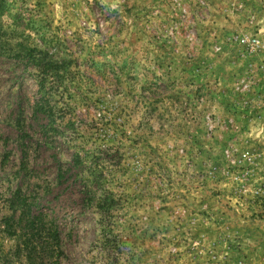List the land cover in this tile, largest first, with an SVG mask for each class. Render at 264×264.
I'll return each mask as SVG.
<instances>
[{"label": "rangeland", "instance_id": "rangeland-1", "mask_svg": "<svg viewBox=\"0 0 264 264\" xmlns=\"http://www.w3.org/2000/svg\"><path fill=\"white\" fill-rule=\"evenodd\" d=\"M54 228L58 264H264V0H0V264Z\"/></svg>", "mask_w": 264, "mask_h": 264}, {"label": "trees", "instance_id": "trees-1", "mask_svg": "<svg viewBox=\"0 0 264 264\" xmlns=\"http://www.w3.org/2000/svg\"><path fill=\"white\" fill-rule=\"evenodd\" d=\"M35 66L37 67L40 73V78H39L40 85H42V83H44L46 79L50 77V75L55 77L59 73L58 67L55 65V63L52 60H48L45 62H35ZM25 220L28 223V227L25 228L27 229V233H25L23 236H27V238H35L36 236H39L40 233L38 231H35L34 229V226H36V224L38 223L39 218L34 216H29L24 211H21L19 218L17 220V224L23 223V221ZM20 230H22V228H20ZM9 233L11 237L15 236L19 239L22 238L21 234L19 235L17 234V229ZM50 235H51L50 236L51 252L49 255L50 259L47 261V263H43V261L37 260L35 254L36 245L34 246L33 244L28 247L24 241V242H20V244L16 247L14 254L12 255L14 264H16V262H18V264H58L61 255V249H60V239L58 237V231L56 230V228H54L52 234Z\"/></svg>", "mask_w": 264, "mask_h": 264}]
</instances>
